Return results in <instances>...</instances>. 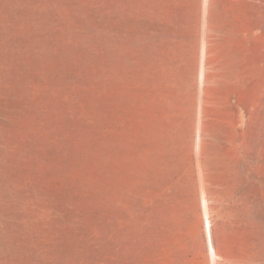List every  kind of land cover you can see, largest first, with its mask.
Returning a JSON list of instances; mask_svg holds the SVG:
<instances>
[{"label": "rangeland", "instance_id": "1", "mask_svg": "<svg viewBox=\"0 0 264 264\" xmlns=\"http://www.w3.org/2000/svg\"><path fill=\"white\" fill-rule=\"evenodd\" d=\"M0 264H264V0H0Z\"/></svg>", "mask_w": 264, "mask_h": 264}, {"label": "bare ground", "instance_id": "2", "mask_svg": "<svg viewBox=\"0 0 264 264\" xmlns=\"http://www.w3.org/2000/svg\"><path fill=\"white\" fill-rule=\"evenodd\" d=\"M206 226H207V229H208V232H209V234L211 233L210 232V230H211V223H210V220L209 219H207V224H206ZM211 235V234H210ZM210 239H211V237H210ZM211 242V241H210ZM212 245V244H211ZM212 248V247H211ZM213 249V248H212ZM214 250V249H213Z\"/></svg>", "mask_w": 264, "mask_h": 264}]
</instances>
